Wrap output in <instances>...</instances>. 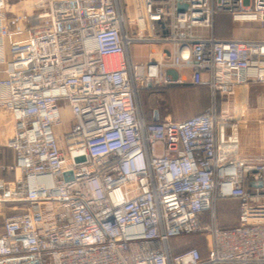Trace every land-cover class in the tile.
Here are the masks:
<instances>
[{
	"label": "built area",
	"instance_id": "obj_1",
	"mask_svg": "<svg viewBox=\"0 0 264 264\" xmlns=\"http://www.w3.org/2000/svg\"><path fill=\"white\" fill-rule=\"evenodd\" d=\"M34 1L33 23L13 32L0 0V134L14 155L0 170L17 175L0 177V203L30 206L6 217L0 264H264V123L245 125L251 163L220 162L215 108L250 67L264 82V40L213 33L216 13L263 25L264 0H138L127 18L118 0ZM133 44L158 50L138 63ZM162 86L204 87L211 104L148 122L140 91ZM62 99L77 128L58 144ZM218 199L237 200L235 223L216 222ZM194 234L205 260L194 246L172 253Z\"/></svg>",
	"mask_w": 264,
	"mask_h": 264
},
{
	"label": "rangeland",
	"instance_id": "obj_2",
	"mask_svg": "<svg viewBox=\"0 0 264 264\" xmlns=\"http://www.w3.org/2000/svg\"><path fill=\"white\" fill-rule=\"evenodd\" d=\"M119 5L123 8L126 14V7H129V14L126 18L133 17L136 7H140L138 0H118ZM43 4L34 0H6L5 9L2 12L3 21L10 24L13 32H21L27 29L33 23V9L41 8ZM141 15V9L138 10ZM220 25V23H218ZM251 25H237L234 28L239 33V36L244 37L249 34ZM248 33V34H247ZM157 51L158 46L133 44L129 50L134 62H143L148 59L151 50ZM150 88L140 91L138 102L140 109L146 116L156 115L160 121L177 120L187 118L197 112H202L206 107L210 106L211 98L207 90L200 87H184V88H167L162 89L159 93ZM222 102L227 103L228 97H222ZM57 108L60 114V122L53 126V134L55 139L60 144V140L65 136L76 130L77 125L67 100H59ZM241 111V110H240ZM8 149L0 147V165H8L6 162L9 157ZM10 160V157H9ZM1 175V170H0ZM219 202V204H218ZM215 204L216 222L218 224H230L237 213V202L235 200L227 199L218 201ZM29 205L20 204L18 202H4L0 203V233L3 231V224L6 217H10L16 213L25 211ZM54 205L45 203L42 204L37 211H41L45 220L51 221L53 216ZM208 219H205V224ZM198 237V238H197ZM171 248L175 250L172 253H179L190 246H196L202 250L204 257L207 251L206 239L200 238L199 234L184 236L171 240ZM200 250V251H201Z\"/></svg>",
	"mask_w": 264,
	"mask_h": 264
},
{
	"label": "crops",
	"instance_id": "obj_3",
	"mask_svg": "<svg viewBox=\"0 0 264 264\" xmlns=\"http://www.w3.org/2000/svg\"><path fill=\"white\" fill-rule=\"evenodd\" d=\"M136 8L138 9V7ZM136 12L139 16L138 10ZM224 19L223 17H218L214 22L215 29L213 33L217 38L264 40V24H246L251 25L249 34L247 33V36L241 37L237 31L231 29L235 27L233 26L234 24H230L229 19ZM151 51L154 50L152 49ZM255 73L256 69L252 66L240 75L241 82L235 86L230 95L225 96L228 97L227 103L222 102V97L216 99V113L218 118L224 123L223 127L216 130V156L220 162L242 158L251 163L250 156L253 151L254 137L251 128L245 127V125L256 122L264 123V82L251 80ZM177 87L182 88V86ZM200 88L207 90L204 87ZM155 91L152 94L159 93L158 90ZM207 92L209 91L207 90ZM241 109H243V114L240 111ZM144 117L146 120H154L152 115H144ZM10 138L11 135L0 134V147L7 148L10 155V160L8 157L6 161L8 165L14 161L13 152L8 146ZM0 177L4 178L7 183H12L17 178V175L13 172L1 171ZM29 210L30 207L25 211ZM220 225H226V223H221ZM205 259L206 257L203 258V260Z\"/></svg>",
	"mask_w": 264,
	"mask_h": 264
},
{
	"label": "trees",
	"instance_id": "obj_4",
	"mask_svg": "<svg viewBox=\"0 0 264 264\" xmlns=\"http://www.w3.org/2000/svg\"><path fill=\"white\" fill-rule=\"evenodd\" d=\"M225 18L224 20H226V19H229V21H230V24H232V22H231V16L229 15V14H227V13H216L215 15H214V22H215V20H217V18ZM233 26H237V25H233ZM214 26H213V32H214ZM184 87H186V86H182V88H184ZM167 88H180V87H177V86H162V87H157V88H155L154 90H158V91H160V90H162V89H167ZM198 113H201V112H197L196 114H198ZM195 115V114H194ZM192 116V115H191ZM190 117V116H189ZM182 119H185V118H182ZM182 119H177V120H182ZM148 122H150L151 120H147ZM224 200H227V199H218L216 202H218V201H224ZM231 200H235L236 202H237V200L236 199H231ZM218 204H219V202H218ZM237 216H238V202H237V213H236V216H235V218L231 221V223L230 224H232V223H235L236 222V220H237ZM215 219H216V215H215ZM204 222H205V220H202V224H204ZM199 237L200 238H203L204 236L203 235H199ZM198 238V237H197ZM171 243H172V241H171ZM194 247H196V246H194ZM198 250H199V252H200V254H201V257H202V259L203 258H205V257H207V251H206V254H205V256L203 257L202 256V250L200 249V248H198V247H196ZM201 250V251H200ZM173 251L175 252V250L173 249Z\"/></svg>",
	"mask_w": 264,
	"mask_h": 264
},
{
	"label": "water",
	"instance_id": "obj_5",
	"mask_svg": "<svg viewBox=\"0 0 264 264\" xmlns=\"http://www.w3.org/2000/svg\"><path fill=\"white\" fill-rule=\"evenodd\" d=\"M178 1H179V0H178ZM177 9H178V10H183V9H185V6H184V5H180V4H178V5H177ZM153 119H154L155 121L158 120V118H157L156 115L153 116Z\"/></svg>",
	"mask_w": 264,
	"mask_h": 264
}]
</instances>
